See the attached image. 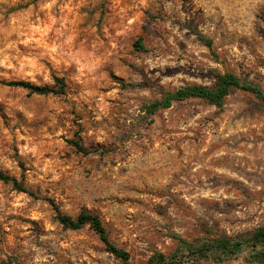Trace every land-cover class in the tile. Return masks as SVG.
I'll use <instances>...</instances> for the list:
<instances>
[{
    "label": "rangeland",
    "instance_id": "1",
    "mask_svg": "<svg viewBox=\"0 0 264 264\" xmlns=\"http://www.w3.org/2000/svg\"><path fill=\"white\" fill-rule=\"evenodd\" d=\"M224 72L264 89V0H0V171L38 196L0 182V264H120L45 199L98 215L132 264L173 251L174 234L264 226V103L236 90L221 108L144 109ZM53 76L65 96L2 85Z\"/></svg>",
    "mask_w": 264,
    "mask_h": 264
},
{
    "label": "trees",
    "instance_id": "2",
    "mask_svg": "<svg viewBox=\"0 0 264 264\" xmlns=\"http://www.w3.org/2000/svg\"><path fill=\"white\" fill-rule=\"evenodd\" d=\"M208 47L211 42L204 40ZM135 47L144 50L142 39L139 38ZM213 87H205L198 84L182 86L174 91L161 92V97L144 107L148 115H153L161 109L170 108L173 103L183 102L189 99L203 100L209 105L221 108L225 99L233 91H241L249 94L254 99L264 103V89L254 82L239 78L232 72L215 73ZM114 81L122 87H130V84L113 77ZM7 87L19 88L27 91L28 95L58 96L66 95V84L62 77L53 76L51 86H36L29 82H3ZM80 153H86L79 141H69ZM0 182L10 185L14 190L37 198L35 192L29 190L22 181L0 171ZM45 201L53 208L57 222L69 230H80L84 226L89 228L99 237L106 251L120 264H132L127 251L114 245L107 235L102 220L96 214L83 211L75 217L62 213L51 199ZM175 241V249L168 254L155 253L144 264H200L212 262L223 264L240 257H244L249 263L264 264V226H259L247 233L238 236L215 234L206 230L203 236L192 239L171 235Z\"/></svg>",
    "mask_w": 264,
    "mask_h": 264
}]
</instances>
